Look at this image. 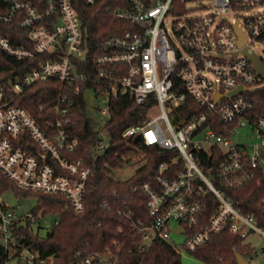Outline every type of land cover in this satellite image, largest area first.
I'll return each instance as SVG.
<instances>
[{"label":"built area","instance_id":"built-area-1","mask_svg":"<svg viewBox=\"0 0 264 264\" xmlns=\"http://www.w3.org/2000/svg\"><path fill=\"white\" fill-rule=\"evenodd\" d=\"M1 1L9 10L0 15V23L16 21L27 29L33 48L0 35V49L19 60L53 56L0 89V173L6 179L24 192L61 196L76 213L84 212L94 170L84 158H75L80 140L69 131L74 100L61 94L51 108L54 119L43 126L16 100L38 82L57 80L76 94L81 93L79 85L92 82L102 102L95 118L100 137L95 154L106 153L110 145L105 131L110 99L120 96L137 104L151 102L143 124L123 132L124 141L140 139L174 154L159 164L152 181L142 184L148 219L136 221L124 213L142 240L141 250L163 241L180 254L182 249L195 253L223 231L245 243L254 236L264 240V198L250 212L233 196L250 185L264 190V113L253 119L251 98L264 88V74L249 58L254 54L264 63L255 51L256 45L264 46V0H205L213 8L206 15L190 7L196 0H115L119 6L107 11L136 29L103 40L91 65L98 70L88 74L78 71L88 51L72 0H42L37 5ZM99 1L105 0L86 3ZM236 26L246 37L242 45ZM175 79L180 81L177 90ZM187 96L198 104V111L187 104ZM184 107L188 116L181 113ZM48 216L43 210L24 211L22 204L12 207L0 196L4 264L24 253L30 255L27 264H48L51 259L34 252L22 234L24 229L39 234ZM58 223L55 216L46 229ZM172 234L184 235V243H174ZM254 259L256 254L245 262ZM108 261L109 256L99 252L84 259L85 264Z\"/></svg>","mask_w":264,"mask_h":264},{"label":"trees","instance_id":"trees-1","mask_svg":"<svg viewBox=\"0 0 264 264\" xmlns=\"http://www.w3.org/2000/svg\"><path fill=\"white\" fill-rule=\"evenodd\" d=\"M37 5L42 0H25ZM82 22L83 42L87 49L84 62L78 63V71L88 74L98 69L91 67L94 57L99 53L103 40L121 36L136 29L129 22L117 19L108 8L119 6L115 0L99 1L89 5L86 0H72ZM9 8L0 0V15ZM47 23V20L45 21ZM45 24V23H44ZM0 35L9 37L17 46L32 49L28 30L12 23H0ZM53 56L40 54L32 60H19L0 49V89L10 82H15L38 67L39 63ZM93 68V69H92ZM175 90L180 81L175 79ZM81 93L76 94L57 80L38 82L28 87L17 97L16 103L24 107L42 126L46 120H53L51 108L61 94H67L74 100L75 107L71 113L70 133L78 137L80 147L75 158H84L93 167V176L87 183L85 210L76 213L65 198L24 192L0 173V196L12 193L17 198L38 197L35 212L56 216L58 225L47 232L46 237L33 234L24 229V242L42 258L51 259L48 264H85L84 259L95 252L107 254V264H182V256L171 245L155 241L143 251L142 240L133 230L131 221L124 213H131L136 221L147 220L146 198L141 192L142 184L152 181L161 162L169 161L173 153L156 147L146 146L140 139L128 142L122 138L123 132L131 127L142 125L151 107V102L137 104L129 96L110 99V121L105 131L110 136V145L105 155L93 151L99 142V133L95 130L98 121L89 111L85 99L87 90L97 91L98 86L92 82L79 85ZM97 96V94H96ZM254 104L253 119L264 113V88L252 93ZM187 104H193L198 111V104L187 96ZM186 104V106H187ZM41 106H46L41 110ZM197 106V107H196ZM187 107L182 108L183 116H188ZM126 165H138L134 175L126 180L116 179L113 172ZM243 202V208L255 212L264 198V190L250 185L233 195ZM108 203L106 207H103ZM82 255H78V254ZM205 264H238L236 255L247 259L255 255L252 247L236 235L223 231L212 236L211 240L197 252L192 253ZM6 256L0 248V264ZM97 264V263H95Z\"/></svg>","mask_w":264,"mask_h":264},{"label":"rangeland","instance_id":"rangeland-1","mask_svg":"<svg viewBox=\"0 0 264 264\" xmlns=\"http://www.w3.org/2000/svg\"><path fill=\"white\" fill-rule=\"evenodd\" d=\"M190 7H196V14L206 15L213 11L212 3L205 0H196L191 3ZM171 27V25H169ZM255 51L260 54L264 59V46L259 44L256 45ZM85 99L88 104L89 111L93 117H97V109L102 106V102L97 98L94 90H87L85 92ZM138 165H126L123 168H119L113 172V176L116 179L126 180L134 175L135 171L138 169ZM5 202L10 204L12 207H16L19 204H22V209L24 211L33 210L38 204V197L31 196L29 198H17L13 194L3 195ZM54 221L53 216H48L45 218L43 228L39 231L40 237H46L48 230L46 229L47 224H51ZM176 224H174L175 226ZM35 233L37 232V226L34 227ZM172 241L178 245H182L185 241L184 235L172 234ZM247 243H250L256 250L255 254L258 256V259H254L252 264H263L264 260V240L259 236H254L246 240ZM182 264H205L199 259H197L192 253L182 249ZM27 257H30L29 254L24 253L21 257L17 256L10 259L7 264H27Z\"/></svg>","mask_w":264,"mask_h":264},{"label":"water","instance_id":"water-1","mask_svg":"<svg viewBox=\"0 0 264 264\" xmlns=\"http://www.w3.org/2000/svg\"><path fill=\"white\" fill-rule=\"evenodd\" d=\"M236 28H237V26H236ZM237 32H238V34L240 35V44L242 45V44L245 43V41H246V37H245L244 34L241 33V31H240L238 28H237ZM245 53H247V51H245ZM249 58H250V59L252 60V62L254 63L255 69H256L260 74H264V63H261V62H260V58H259V56H256V55H254V54H250V55H249ZM239 90H241V88H240ZM102 155H105V152H103ZM183 231H184L183 229H177V230H176V233H181V232H183ZM236 258H237L238 264H246L245 259H244L241 255L237 254V255H236Z\"/></svg>","mask_w":264,"mask_h":264}]
</instances>
